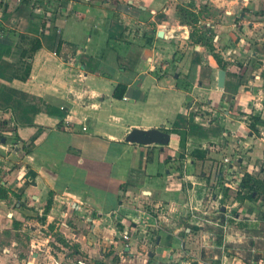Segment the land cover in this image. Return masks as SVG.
I'll list each match as a JSON object with an SVG mask.
<instances>
[{"label": "crops", "instance_id": "crops-1", "mask_svg": "<svg viewBox=\"0 0 264 264\" xmlns=\"http://www.w3.org/2000/svg\"><path fill=\"white\" fill-rule=\"evenodd\" d=\"M0 21V264H213L184 258L264 181V0H0ZM251 214L234 242L264 264Z\"/></svg>", "mask_w": 264, "mask_h": 264}, {"label": "rangeland", "instance_id": "rangeland-1", "mask_svg": "<svg viewBox=\"0 0 264 264\" xmlns=\"http://www.w3.org/2000/svg\"><path fill=\"white\" fill-rule=\"evenodd\" d=\"M223 180L225 181V179ZM221 185L223 186L222 187L223 191H225L226 187L224 186V183H222ZM224 196H226L227 198L228 194L225 193ZM211 198H212V195H211ZM256 200H257L256 202L260 200L258 204H256L257 206L256 210L255 208H252V210H250L251 208L249 209L245 208V214H243V217H241L240 219H236L237 218L236 216H232V215H237L238 212H232V214H230L231 218H229L228 220V230L225 231L221 229L220 227L213 226V225H207V235L205 236V238H206L207 244L210 246L202 248V250H200L199 248L198 250H196L197 254H194L196 256L188 254V257H185L184 259H188V260L194 259L195 261L203 260L205 262L210 261L213 264H234L235 262L240 263L239 261L236 260V259H239L243 261L242 264L250 263L249 258L246 259L249 252H247V255L244 256L245 254H243V252H240L239 250L240 244H235L234 239L238 238L239 240H245V245H247V248L249 247V243H250L249 235L251 234L250 233L251 229L252 227L253 228L259 227V223H254L249 220L255 217L254 214L252 216L251 213H253V211H257V212L264 211V200L262 199V197L258 196ZM225 203L222 202V204H225ZM214 207L216 209L214 211L218 212L220 208V204H217ZM246 216H247V219H245ZM213 217L218 218V215L213 216ZM237 232H240V233H237ZM202 243L203 242L201 240V244ZM201 244L199 243L198 245H201ZM196 264H199L198 261H196Z\"/></svg>", "mask_w": 264, "mask_h": 264}, {"label": "water", "instance_id": "water-1", "mask_svg": "<svg viewBox=\"0 0 264 264\" xmlns=\"http://www.w3.org/2000/svg\"><path fill=\"white\" fill-rule=\"evenodd\" d=\"M225 80H226V72L221 70L218 75V86L219 88H223L225 86ZM127 141L131 143H137V144H163L167 145L170 141L169 134L160 131L158 129H152L149 131H143L135 129L131 131L129 136L127 137Z\"/></svg>", "mask_w": 264, "mask_h": 264}, {"label": "trees", "instance_id": "trees-1", "mask_svg": "<svg viewBox=\"0 0 264 264\" xmlns=\"http://www.w3.org/2000/svg\"><path fill=\"white\" fill-rule=\"evenodd\" d=\"M210 48L211 50H214L212 46H210ZM116 96L118 97L120 96L118 94V89H117ZM252 126H253V130H257L254 125ZM193 155L196 156L197 158L199 157L200 159L205 158V153L199 150L194 151ZM240 188H241V191L244 192V194L241 197L243 199L256 200L258 196L264 198V181L258 179L257 177L249 173L244 174ZM254 194H256V197H254Z\"/></svg>", "mask_w": 264, "mask_h": 264}, {"label": "built area", "instance_id": "built-area-1", "mask_svg": "<svg viewBox=\"0 0 264 264\" xmlns=\"http://www.w3.org/2000/svg\"><path fill=\"white\" fill-rule=\"evenodd\" d=\"M0 35H1V21H0ZM225 162L226 163H229V159H226ZM123 238L126 241H129L130 240V237H129L128 233H126Z\"/></svg>", "mask_w": 264, "mask_h": 264}]
</instances>
